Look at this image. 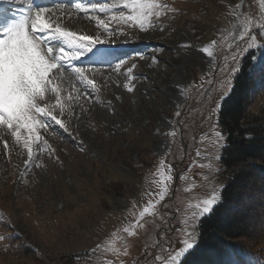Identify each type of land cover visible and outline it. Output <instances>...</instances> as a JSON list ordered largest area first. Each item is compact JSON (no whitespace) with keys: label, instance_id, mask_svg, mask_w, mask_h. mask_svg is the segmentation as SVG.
Instances as JSON below:
<instances>
[{"label":"rangeland","instance_id":"374dc122","mask_svg":"<svg viewBox=\"0 0 264 264\" xmlns=\"http://www.w3.org/2000/svg\"><path fill=\"white\" fill-rule=\"evenodd\" d=\"M26 1L5 0L6 16L20 15L12 4L20 9ZM71 1L48 8L44 19L105 43L64 65L53 84L64 105L53 115L63 127L51 119L38 126L30 160L26 130L17 143L0 126V264H173L186 234L198 236L195 205L224 186L218 111L242 58L253 51L254 67L264 61V46L240 51L249 42L240 37L246 27L264 43V0H156L175 11L153 17L147 31L111 19L129 14L123 0ZM105 3L117 7L91 10ZM51 43L68 48L67 39ZM72 67L87 70L84 83ZM262 87L249 112L264 107ZM39 103L56 104V96L46 91ZM246 243L264 260V235Z\"/></svg>","mask_w":264,"mask_h":264},{"label":"snow or ice","instance_id":"6c2138e0","mask_svg":"<svg viewBox=\"0 0 264 264\" xmlns=\"http://www.w3.org/2000/svg\"><path fill=\"white\" fill-rule=\"evenodd\" d=\"M4 2L5 0H0V4ZM18 2H23V0H18ZM115 7L117 5L92 4L91 10L108 13ZM122 7L128 9L129 14L125 15V12L121 11L118 15H113L111 19L117 23H132L133 26H138L144 31L148 30L146 24L153 23V17L158 18L168 10L175 11L168 9L165 4L157 3L156 0H123ZM48 11L49 9L44 6L35 8L19 21L0 30V126H6L17 143L21 140V130H26L23 145L28 149L29 160L33 154L30 143L39 139L35 131L38 126L49 127L47 119H51L55 124L63 127L62 121L53 115L57 105L60 106L61 114L64 112L58 88L53 84L56 79H63L64 65L81 58L85 50L91 51L94 45L105 43L99 35H77L73 31L63 30L59 24L54 25L50 19H44ZM98 25L106 32L109 31V24L104 20L98 19ZM41 32L46 33L47 36L41 37L37 34ZM250 32L251 29L246 27L240 33L241 39L247 36L249 41L247 47L240 49L241 53H246L252 47L264 46V43H258L256 35ZM56 39H67V50L65 47L51 43ZM208 55L211 56V53L209 52ZM122 63L123 61L117 65L115 69L117 72ZM53 70H56L58 75H52ZM71 71L81 84L88 78L87 70L83 67H72ZM230 71H235V69H230ZM127 72L128 79H132V68H128ZM88 83L94 86V81L88 80ZM124 87L128 91L133 90L127 83ZM46 91L56 96V104L42 107L39 102L44 100ZM37 116L41 117L38 121ZM216 137L218 140L223 139V133L216 132ZM44 144L47 145V142L44 141ZM220 201L221 196L214 191L211 196L195 205L197 211L193 212V219L201 220L211 213ZM148 211L149 209L145 208L140 216L143 217ZM192 227L194 230L195 225ZM186 237L182 241V246H179V250L172 257L173 264H176L177 258L183 257L197 244V238L192 232H188Z\"/></svg>","mask_w":264,"mask_h":264},{"label":"trees","instance_id":"16d2710c","mask_svg":"<svg viewBox=\"0 0 264 264\" xmlns=\"http://www.w3.org/2000/svg\"><path fill=\"white\" fill-rule=\"evenodd\" d=\"M253 55L250 51L242 58L218 111L225 136L218 171L225 182L221 201L199 221L197 244L179 264H264L259 251L246 243L264 235V107L247 110L263 90L264 61L254 67ZM248 204L251 212L245 210Z\"/></svg>","mask_w":264,"mask_h":264},{"label":"bare ground","instance_id":"6f19581e","mask_svg":"<svg viewBox=\"0 0 264 264\" xmlns=\"http://www.w3.org/2000/svg\"><path fill=\"white\" fill-rule=\"evenodd\" d=\"M50 1H43V3L44 4H48ZM58 1H56V4H55V6H57L58 5ZM13 6H19L17 3L14 5V4H12ZM34 8L32 7V6H30V11L31 10H33ZM8 10V5L7 4H4V3H2V4H0V17H2L1 19L2 20H0V25H2L3 24V18L6 16V12H8L7 11ZM28 11H29V9H28ZM28 11H27V14H28ZM239 16H240V14H239ZM7 17V16H6ZM241 17V16H240ZM0 30H2V27H0ZM53 44H56V43H53ZM141 52H142V54H145L142 50H140ZM140 52V53H141ZM148 54H149V52H148ZM142 57H144L143 55H142ZM158 150L161 152V151H163L164 150V145H161L159 148H158Z\"/></svg>","mask_w":264,"mask_h":264}]
</instances>
